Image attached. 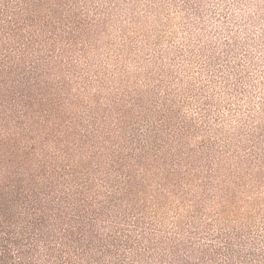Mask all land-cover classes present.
<instances>
[{
    "label": "trees",
    "instance_id": "trees-1",
    "mask_svg": "<svg viewBox=\"0 0 264 264\" xmlns=\"http://www.w3.org/2000/svg\"><path fill=\"white\" fill-rule=\"evenodd\" d=\"M87 3L0 0V264H264V226L257 235L216 222L215 230L193 221L169 228L155 213L151 199L177 197L188 179L178 147L185 127L170 105L131 126L128 117L113 123L73 110L70 77ZM222 47L215 78L232 55V44ZM243 72L235 85L224 79L249 107L223 143L237 139L234 160L261 178L264 85L254 89L257 103Z\"/></svg>",
    "mask_w": 264,
    "mask_h": 264
},
{
    "label": "rangeland",
    "instance_id": "rangeland-1",
    "mask_svg": "<svg viewBox=\"0 0 264 264\" xmlns=\"http://www.w3.org/2000/svg\"><path fill=\"white\" fill-rule=\"evenodd\" d=\"M76 38L69 98L79 104L77 115L88 110L113 123L128 117L131 126L146 114L155 119L166 103L170 117L183 120L178 147L188 179L177 197L151 199L165 226L193 221L215 230L216 222L257 235L264 226V169L257 178L245 159L234 160L238 140L223 143L249 107L245 93L236 97L224 79L235 85L234 73L243 70L260 102L254 89L264 85V0H88ZM227 43L232 55L223 57L215 78V48L223 55ZM180 180L170 183L177 189ZM160 184L154 179L150 187Z\"/></svg>",
    "mask_w": 264,
    "mask_h": 264
}]
</instances>
